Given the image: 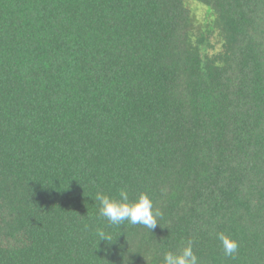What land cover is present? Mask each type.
<instances>
[{
	"label": "trees",
	"instance_id": "trees-1",
	"mask_svg": "<svg viewBox=\"0 0 264 264\" xmlns=\"http://www.w3.org/2000/svg\"><path fill=\"white\" fill-rule=\"evenodd\" d=\"M121 188L152 231L100 216ZM189 240L264 264V0H0V264H164Z\"/></svg>",
	"mask_w": 264,
	"mask_h": 264
},
{
	"label": "clouds",
	"instance_id": "clouds-1",
	"mask_svg": "<svg viewBox=\"0 0 264 264\" xmlns=\"http://www.w3.org/2000/svg\"><path fill=\"white\" fill-rule=\"evenodd\" d=\"M95 200L99 203V214L113 225H123L125 221L131 225H142L151 231L158 225V218L162 213L154 207L153 201L147 194H140L135 202H130L128 190L121 188L118 198L97 192ZM100 241H110V234L99 231ZM224 255L234 257L239 251V242L223 232L217 234ZM164 264H200V260L193 250V242L188 241L179 254L171 251L164 254Z\"/></svg>",
	"mask_w": 264,
	"mask_h": 264
}]
</instances>
